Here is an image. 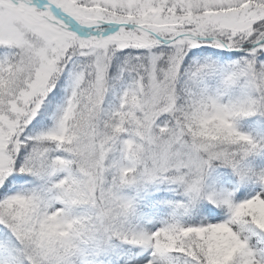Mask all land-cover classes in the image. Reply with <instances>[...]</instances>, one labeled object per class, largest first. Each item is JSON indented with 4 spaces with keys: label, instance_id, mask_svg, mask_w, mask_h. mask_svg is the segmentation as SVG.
Here are the masks:
<instances>
[{
    "label": "snow or ice",
    "instance_id": "obj_1",
    "mask_svg": "<svg viewBox=\"0 0 264 264\" xmlns=\"http://www.w3.org/2000/svg\"><path fill=\"white\" fill-rule=\"evenodd\" d=\"M0 264H264V0H0Z\"/></svg>",
    "mask_w": 264,
    "mask_h": 264
}]
</instances>
